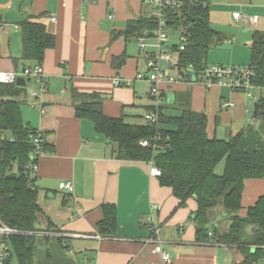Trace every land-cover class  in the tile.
<instances>
[{"label": "crops", "instance_id": "1", "mask_svg": "<svg viewBox=\"0 0 264 264\" xmlns=\"http://www.w3.org/2000/svg\"><path fill=\"white\" fill-rule=\"evenodd\" d=\"M206 3L211 27L226 36L221 45L208 52L207 63L249 65L252 33L264 31V0ZM151 9L140 0H0V71H19L39 64L45 74L46 91L38 100L45 112L40 114L30 107L33 84L23 103L31 112L24 123L45 135V154L38 160L34 179L38 204L56 228L69 234L63 238L64 245L69 246L65 252L72 260L82 257V264H163L160 255L152 251L150 225L157 227L153 237L169 254L165 264H241L243 256L235 247L196 240L194 198L179 205L171 189L149 174L151 162L117 158L113 144L94 130L93 123L75 114L80 100L73 97V89L101 96L106 116L124 115L129 123H146L142 115L150 106L149 84L145 77H139L147 74L145 50L138 39L126 38L123 31L128 22L148 17ZM233 12L257 20L234 19ZM24 19L43 24L54 36V46L45 52L41 63L20 59L19 22ZM167 32L170 40L164 46L169 59L162 64L177 75L178 53L171 47L178 44L181 32ZM153 36L145 39L147 51H155ZM123 54L126 57L122 63L115 60ZM181 75V80L161 85L166 113L173 114L175 108L203 112L208 136L217 138L255 124L253 105L263 94L262 89L244 92L218 85L205 88ZM224 102L232 106L225 107ZM64 180L73 184L69 196L58 187ZM261 195L264 179H247L239 214L245 215L247 207ZM105 204L115 209L111 236L98 231ZM74 213L76 216L70 219ZM149 216L152 220L145 224ZM257 264H264V256Z\"/></svg>", "mask_w": 264, "mask_h": 264}, {"label": "trees", "instance_id": "2", "mask_svg": "<svg viewBox=\"0 0 264 264\" xmlns=\"http://www.w3.org/2000/svg\"><path fill=\"white\" fill-rule=\"evenodd\" d=\"M207 2V0L205 1ZM207 4V3H206ZM166 28L180 30L186 38L184 49L173 44L178 53L176 68L187 76L189 66L195 72L207 65L208 52L221 45L226 36L210 25L208 6L202 0H184L179 7L166 9ZM22 61L41 63L45 52L54 46V36L43 24L24 19L19 22ZM158 27L156 17H141L128 22L123 34L126 38L152 37ZM250 64L255 75L251 83L264 91V31L255 30L250 42ZM118 57L120 63L125 59ZM26 86L0 83V133H9L13 142L4 143L0 149V221L5 225L29 232H61L38 204V190L33 185L24 165L32 150L34 129L24 123L21 106L27 97ZM72 95L80 100L75 106L79 118L93 123L94 130L109 140L116 157L122 160L152 162L160 170L158 181L169 187L179 205L194 198L197 241H213L233 246L243 256L241 264H257L264 256V195L247 207L240 215L245 181L264 179V92L257 99L259 108L253 113L254 125L248 124L226 138L209 137L205 113L185 108L178 114H168L161 105L157 124H134L124 115L109 117L103 114L101 96L92 93ZM159 136L156 140L155 137ZM147 139L151 145L142 146ZM156 141L161 147L155 149ZM45 147V143L43 144ZM224 161L221 174L216 166ZM18 167L14 177L6 175L12 166ZM104 218L98 224L99 234L111 236L115 229L113 205H103ZM220 218L221 221H214ZM64 237L49 235L15 234L10 236L18 264H34L39 247L50 241L58 242L64 250Z\"/></svg>", "mask_w": 264, "mask_h": 264}, {"label": "built area", "instance_id": "3", "mask_svg": "<svg viewBox=\"0 0 264 264\" xmlns=\"http://www.w3.org/2000/svg\"><path fill=\"white\" fill-rule=\"evenodd\" d=\"M142 3L149 5L152 9L147 14L148 17H156L158 20V27L154 32L153 36V46L155 51H147L146 47L148 44L145 42V39L148 37L138 38V44L141 49L145 50L144 58L147 66L146 76L139 75V77H145L146 81L149 84L148 95L151 100L150 106L147 110L144 111L142 118L148 124H157L159 113L161 112L162 105V90L161 85L163 84H173L182 79L181 74L173 75L170 72V69L167 66L162 64V61H167L169 59V54L165 48V44L170 40L169 34L166 28V9L169 7H179L184 3V0H140ZM206 0H202L203 5H206ZM192 2V0H188ZM112 18V15H109ZM232 17L234 19H242L250 22H255L256 17L246 18L241 15L240 12H233ZM185 36L181 32L178 45L179 50L184 49ZM189 68L192 69L191 66ZM255 75L253 69L249 66H239V65H223V64H208L206 67L200 71L195 72V81L201 83L205 88H209L212 85H218L222 87H227L233 91H244L247 92L255 86L251 83V78ZM18 77H23L25 81V86L27 83L31 82L34 86L30 91V97L33 99L30 103L31 108L39 110L40 114L45 112V107L38 100L46 91L45 84V74L41 65L36 64L32 67H24L19 71H0V83L3 84H12L16 82ZM119 79L115 80V83L119 84ZM249 96H253V93H249ZM223 106L230 107L232 106L231 102H224ZM159 136L155 137V140ZM14 137L5 132L0 133V149L4 143L13 142ZM32 150L29 153L28 161L25 163L24 168L29 173L31 178L35 179V175L38 171V160L42 155L45 154L43 144L45 143V135L43 131L39 129H34L31 136ZM142 146L151 145L150 141L143 139L140 141ZM152 147L155 149L160 148L161 146L154 141ZM18 167L16 164L12 166L11 172L14 174L17 172ZM10 173V172H9ZM149 174L153 177H158L160 175V170L152 162L149 167ZM35 185V181L32 183ZM59 189L64 193L65 196H69L73 192V184L70 180L60 181L58 184ZM76 216V213L70 216V219H73ZM151 217H146L144 219L145 224H150ZM152 231L153 236L158 232L157 227H149ZM15 234H36L40 236L49 235L52 237H66L69 236L67 233L62 232H46V231H21L10 226L5 225L0 221V264H11L13 256V247L10 242V236ZM149 239L152 242L153 248L152 251L160 255L162 263L165 264L169 261V254L162 248L161 241L155 237ZM264 248V245L262 246Z\"/></svg>", "mask_w": 264, "mask_h": 264}, {"label": "water", "instance_id": "4", "mask_svg": "<svg viewBox=\"0 0 264 264\" xmlns=\"http://www.w3.org/2000/svg\"><path fill=\"white\" fill-rule=\"evenodd\" d=\"M188 81H195V71L191 68L187 69ZM15 84L17 86H25L23 77H18ZM253 112L256 113L259 105L254 103ZM227 135V134H226ZM14 173L10 172L6 176L8 178L14 177ZM34 264H75L69 255L65 252L62 246L56 241H50L46 247H39L37 249L36 259Z\"/></svg>", "mask_w": 264, "mask_h": 264}, {"label": "rangeland", "instance_id": "5", "mask_svg": "<svg viewBox=\"0 0 264 264\" xmlns=\"http://www.w3.org/2000/svg\"><path fill=\"white\" fill-rule=\"evenodd\" d=\"M173 38V37H172ZM174 40V39H173ZM144 69H145V65H143V70L142 71H144ZM31 82H29V83H27V85H26V88L27 89H29L30 87H31ZM151 103V100L149 99V104ZM177 108H175L173 111H172V113L173 114H178V113H180V111H179V109H177ZM21 113H22V118L24 119V118H26L28 115H30V113L31 112H29L28 110H27V108L24 106V105H22L21 106ZM223 167H224V161L222 160L217 166H216V168H215V171H216V173L217 174H221L222 173V170H223ZM216 220L217 221H221V219L220 218H216ZM223 224L224 223V220L223 221H221L220 222V224ZM73 260L75 261V262H79L80 264H82L83 263V258L82 257H73ZM11 264H18V260H17V257H16V254H15V252L13 251V256H12V260H11Z\"/></svg>", "mask_w": 264, "mask_h": 264}]
</instances>
